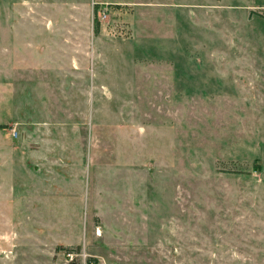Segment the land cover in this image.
<instances>
[{
	"label": "rangeland",
	"instance_id": "374dc122",
	"mask_svg": "<svg viewBox=\"0 0 264 264\" xmlns=\"http://www.w3.org/2000/svg\"><path fill=\"white\" fill-rule=\"evenodd\" d=\"M0 125V264H264V0H0Z\"/></svg>",
	"mask_w": 264,
	"mask_h": 264
},
{
	"label": "trees",
	"instance_id": "16d2710c",
	"mask_svg": "<svg viewBox=\"0 0 264 264\" xmlns=\"http://www.w3.org/2000/svg\"><path fill=\"white\" fill-rule=\"evenodd\" d=\"M97 27V26H96ZM1 127H3V125H0V128ZM58 249H62V250H64L67 254H69V253H78L79 252V247H74L73 249H71V248H65V247H61V246H58ZM87 260H89V259H87ZM72 259H70L69 261H68V264H73L72 263ZM89 264H91V263H89Z\"/></svg>",
	"mask_w": 264,
	"mask_h": 264
}]
</instances>
